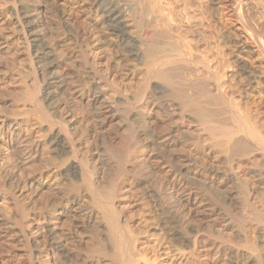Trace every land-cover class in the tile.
<instances>
[{"label":"bare ground","instance_id":"obj_1","mask_svg":"<svg viewBox=\"0 0 264 264\" xmlns=\"http://www.w3.org/2000/svg\"><path fill=\"white\" fill-rule=\"evenodd\" d=\"M243 4L0 0V264H264V23Z\"/></svg>","mask_w":264,"mask_h":264},{"label":"rangeland","instance_id":"obj_2","mask_svg":"<svg viewBox=\"0 0 264 264\" xmlns=\"http://www.w3.org/2000/svg\"><path fill=\"white\" fill-rule=\"evenodd\" d=\"M201 1H203L204 4H208V0H201ZM243 3H244L243 4L244 5V11L246 10L245 14L247 16H249V18H251L252 20L261 21L264 23V0H243ZM206 16L210 17V13L207 12ZM176 24L179 25L178 32H181L180 39L178 38V42L181 43L182 40H191V39H193V41L191 40L192 42H199V40L202 38V36H200V35L194 36L193 34H191L190 29H189V27H190L189 23L186 21L185 18H182L181 21L177 20ZM261 32L264 33V27L261 29ZM200 43H202V42H200ZM96 53L98 55H103V52L100 50H97ZM106 58H107V56H106ZM106 58H105V60H106ZM13 59H14V63L12 65H10V67H12V70L9 71L10 72L9 74L11 75L14 86L16 87L15 89H19L20 84H21L20 82L23 79V77H20V75H19L20 74L19 69H21L22 72L23 71L26 72L29 69V67H28L29 64H28V61H27V58L25 55H19V56L13 57ZM23 74H27V72L23 73ZM235 79L236 78H235L234 74L230 75V80L232 82L233 89L237 90V85L235 83L236 82ZM28 80H30L29 76H28ZM234 96L236 97V99L238 101L243 102L242 97L239 95L238 92H235ZM140 210H142L141 207H139V211ZM19 246H21V245H19Z\"/></svg>","mask_w":264,"mask_h":264}]
</instances>
